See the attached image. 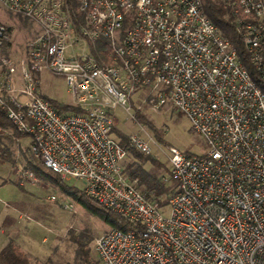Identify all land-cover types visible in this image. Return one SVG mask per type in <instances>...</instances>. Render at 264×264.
Returning a JSON list of instances; mask_svg holds the SVG:
<instances>
[{
    "label": "built area",
    "instance_id": "obj_1",
    "mask_svg": "<svg viewBox=\"0 0 264 264\" xmlns=\"http://www.w3.org/2000/svg\"><path fill=\"white\" fill-rule=\"evenodd\" d=\"M0 4L39 26L18 64L0 58L1 107L44 167L79 179L87 196L129 223L94 237L102 264H264V0H224L263 86L201 0ZM10 44L11 27L0 20V49ZM43 70L64 76L79 111H59L38 92L34 72ZM166 104L188 117L207 148L164 152L142 126L129 135L139 151L167 155L170 175L161 179L176 184L165 214L159 199L167 193L149 198L124 173L127 149L112 128L118 106L136 121L134 110ZM15 169L21 185L41 179L20 161ZM59 193L74 211L75 201Z\"/></svg>",
    "mask_w": 264,
    "mask_h": 264
},
{
    "label": "rangeland",
    "instance_id": "obj_2",
    "mask_svg": "<svg viewBox=\"0 0 264 264\" xmlns=\"http://www.w3.org/2000/svg\"><path fill=\"white\" fill-rule=\"evenodd\" d=\"M0 20L7 22L11 27V44L9 49H0V58L7 54L16 64L21 56L25 54L26 43L36 37L39 32L38 24L32 19L8 11L0 4ZM38 80V92L43 96L64 103H72L73 97L68 89L64 76L50 71L34 72ZM16 84L19 85V81ZM24 99V96H21ZM138 93L133 95L136 100ZM134 103V102H133ZM130 112H126L121 106L115 109V127L122 130L128 136L135 132H141L142 126L151 133L166 152L167 146L171 145L184 153L198 154L207 148L204 138L192 127L188 117L176 107L163 105L158 108L145 106L142 112L152 121L157 128L160 139L148 127L137 121H132ZM112 135L116 137L113 133ZM3 151H0V228L2 217L9 211L15 212L14 230L10 235L19 234L23 238L24 247L28 248L31 264H66L76 259L75 244L68 239V231L73 228L91 236L90 247L93 257L98 258L94 249V237L105 231L108 226L102 220L94 216L88 210L75 203L74 211L63 207L62 195L59 188L50 182L40 179L36 183H27L19 187V174L16 172V162L20 161L26 165L27 161L38 162V158L32 154L30 137H6L0 138ZM158 147L153 148L152 154L159 158L167 166H155L149 161H141L127 151L123 165L128 163H140L149 173L158 175H170V166L167 155ZM27 166V165H26ZM28 167V166H27ZM169 176L165 182L172 190L176 181ZM68 183L82 184L79 179L72 178ZM142 189V186H140ZM56 194L57 198L51 199L50 195ZM168 192L164 199H159L160 210L168 212ZM17 208L20 211L15 209ZM4 233L7 229L4 227ZM4 234V237H6ZM45 237V238H44ZM44 238V240H43ZM44 242H43V241ZM5 242L0 236V248ZM99 264H102L99 261Z\"/></svg>",
    "mask_w": 264,
    "mask_h": 264
},
{
    "label": "trees",
    "instance_id": "obj_3",
    "mask_svg": "<svg viewBox=\"0 0 264 264\" xmlns=\"http://www.w3.org/2000/svg\"><path fill=\"white\" fill-rule=\"evenodd\" d=\"M68 1L72 8L76 6L77 0ZM201 7L205 15L218 27L221 34L227 38L231 45L236 49L237 57L249 71L253 80L260 86H263L253 63L249 59L248 51L242 40L241 34L235 27L232 11L230 8L224 6V0H201ZM94 53L99 55L97 49H94ZM43 97L48 99L59 111L80 110L78 106L72 105L71 103L60 102L44 95ZM134 116L137 122L148 127L155 133L157 138L160 139L157 128L146 116V114L142 112V110H134ZM0 126L5 129L4 132L0 133V138L3 134L8 138H12V136L20 137L25 135L15 128L7 117L6 112L1 107V104ZM112 133L116 136L120 144L139 160L149 161L155 166H162L165 170L168 169L165 163L155 157L152 153H144L134 148L129 142L128 134L122 130L114 126L112 128ZM0 151H3L1 140ZM26 165L33 169L41 179H44L59 188L60 191L71 197L75 203L82 206L106 223L108 227H129V223L124 217L113 212L111 209L97 202L92 197L87 196L83 192L82 184L77 185L75 183H68V181L63 179L60 174L44 167L39 160L37 163L28 160ZM123 171L130 179L135 180V184L139 188L142 186V189H140L149 198H154L164 192H172V190L169 189V185H166V183L162 181L161 176L159 177L156 174L149 173L140 163L134 164L130 162L123 165ZM173 184L175 185L176 181ZM18 185L21 189H24L21 184ZM68 239L75 244L76 259L73 262H67L66 264H99L100 259L93 257L91 254V236L89 234L82 231H76L71 228L68 231ZM0 264H31L29 252L26 253L13 238H9L8 241L0 248Z\"/></svg>",
    "mask_w": 264,
    "mask_h": 264
},
{
    "label": "crops",
    "instance_id": "obj_4",
    "mask_svg": "<svg viewBox=\"0 0 264 264\" xmlns=\"http://www.w3.org/2000/svg\"><path fill=\"white\" fill-rule=\"evenodd\" d=\"M15 210L20 211L17 208ZM15 220H16V215H15V212H12V211H9L8 213H5V215L2 217V223H1L2 227L0 228V236H1L2 239L5 240V242L3 241L4 242L3 245L8 241L9 238H13L21 246V248L27 253L30 250L27 247L26 248L24 247L23 238H21V235H23L24 232L20 231L19 234H16L15 236L14 235L13 236L10 235V231L12 232L14 230L13 223H14ZM3 225L7 229L6 234L4 233ZM12 228H13V230H12ZM4 234H5L6 237H4ZM44 238H43V240H44Z\"/></svg>",
    "mask_w": 264,
    "mask_h": 264
}]
</instances>
